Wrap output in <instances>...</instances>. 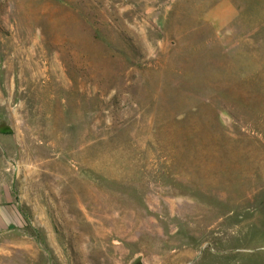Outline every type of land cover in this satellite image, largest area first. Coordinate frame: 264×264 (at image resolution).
Segmentation results:
<instances>
[{"label": "rangeland", "instance_id": "rangeland-1", "mask_svg": "<svg viewBox=\"0 0 264 264\" xmlns=\"http://www.w3.org/2000/svg\"><path fill=\"white\" fill-rule=\"evenodd\" d=\"M221 1L0 0V264H264V0Z\"/></svg>", "mask_w": 264, "mask_h": 264}, {"label": "crops", "instance_id": "crops-1", "mask_svg": "<svg viewBox=\"0 0 264 264\" xmlns=\"http://www.w3.org/2000/svg\"><path fill=\"white\" fill-rule=\"evenodd\" d=\"M222 8L221 11L219 9ZM236 16L235 8L230 2L223 0L211 8L204 16L205 21L215 30L222 29ZM20 219L13 206L9 203L8 195L0 190V231L16 227Z\"/></svg>", "mask_w": 264, "mask_h": 264}]
</instances>
